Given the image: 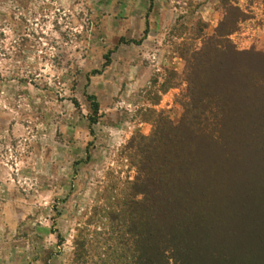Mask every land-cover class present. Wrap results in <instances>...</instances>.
I'll use <instances>...</instances> for the list:
<instances>
[{
  "label": "rangeland",
  "instance_id": "1",
  "mask_svg": "<svg viewBox=\"0 0 264 264\" xmlns=\"http://www.w3.org/2000/svg\"><path fill=\"white\" fill-rule=\"evenodd\" d=\"M149 5L0 0V264H137L139 149L200 130L191 264H264V0Z\"/></svg>",
  "mask_w": 264,
  "mask_h": 264
},
{
  "label": "trees",
  "instance_id": "2",
  "mask_svg": "<svg viewBox=\"0 0 264 264\" xmlns=\"http://www.w3.org/2000/svg\"><path fill=\"white\" fill-rule=\"evenodd\" d=\"M152 2L149 0V10ZM87 98L92 109L90 121L94 122L98 102L93 95H87ZM220 113L224 115L222 111ZM182 123L181 128L176 127L175 131L191 129L189 125L192 123L188 120L183 119ZM215 130L219 129L216 127ZM200 132L199 138L188 136L186 139L184 133H153L143 144L144 147L139 149L140 161L136 166L139 175L135 187L142 199L134 202L140 212L137 264H171V260L172 264H191L192 247L186 238L188 227L185 226L190 205H182L184 197L181 193L188 196L196 194L198 190L192 182L184 186V180L194 179L199 174L193 166L197 167L196 163L201 166L211 161V165L216 163L219 166L220 159L225 160L227 165L232 160L231 152L219 148L221 141H224L220 130L216 133ZM210 173L213 177L219 176L218 171L211 170ZM176 179L181 182H176ZM169 199H172L171 205H168ZM151 217L154 223H151Z\"/></svg>",
  "mask_w": 264,
  "mask_h": 264
}]
</instances>
